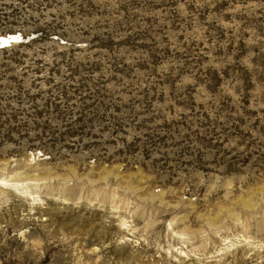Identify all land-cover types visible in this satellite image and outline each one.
<instances>
[{
    "label": "rangeland",
    "instance_id": "1",
    "mask_svg": "<svg viewBox=\"0 0 264 264\" xmlns=\"http://www.w3.org/2000/svg\"><path fill=\"white\" fill-rule=\"evenodd\" d=\"M16 174L0 264H264V0H0Z\"/></svg>",
    "mask_w": 264,
    "mask_h": 264
},
{
    "label": "bare ground",
    "instance_id": "2",
    "mask_svg": "<svg viewBox=\"0 0 264 264\" xmlns=\"http://www.w3.org/2000/svg\"><path fill=\"white\" fill-rule=\"evenodd\" d=\"M28 178L22 177L21 175H15L8 180L1 179V183L7 187L18 189V187L23 186ZM34 180V179H33ZM27 192V191H26ZM124 200V199H123Z\"/></svg>",
    "mask_w": 264,
    "mask_h": 264
}]
</instances>
